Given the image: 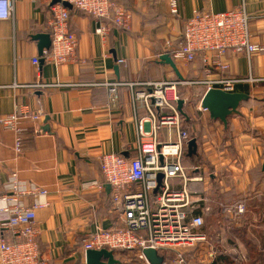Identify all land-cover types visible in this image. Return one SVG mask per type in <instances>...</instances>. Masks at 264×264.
<instances>
[{
	"label": "crops",
	"instance_id": "crops-1",
	"mask_svg": "<svg viewBox=\"0 0 264 264\" xmlns=\"http://www.w3.org/2000/svg\"><path fill=\"white\" fill-rule=\"evenodd\" d=\"M119 1L132 11V30L114 29L106 38L96 34L98 25L92 17L70 10V29L79 38L78 60L61 66L44 61L51 47L41 54L40 41L35 40L39 34L49 35L51 13L45 4L17 0L14 18L0 20V118L22 107L41 112L39 124L50 127L49 133L37 132L38 123L32 118L20 119V153L15 150L13 131L0 127V195L8 193L6 185L13 173L28 186L49 192L50 206L37 213L43 264H86L82 241L120 223L110 187L84 189L83 184L104 182L101 156L136 155V120L147 111L144 103L133 100L141 87L120 86L112 100L106 83L179 80L160 57L176 44L183 22L197 11L222 13L244 5L251 16L254 42L264 46V0H177V18L171 15L169 0ZM34 59H39L38 65ZM203 59L198 66L177 64L184 80L207 78ZM223 62L230 70L222 77L252 76L258 82L253 87L236 85L234 93L250 99L228 118L227 125L198 110L206 89L194 101L182 99L188 116H182L183 127L197 142L196 153L189 155L187 147L185 164L200 168L194 176L205 177L204 183L193 188L204 198L196 213L205 218L207 242L203 247L210 263L217 256L249 261L246 246L235 235L238 231H245L253 242L258 251L253 260L258 262L264 260V51L251 59L230 52ZM245 195L249 197L247 215L233 222L222 206ZM116 258L122 264L130 263Z\"/></svg>",
	"mask_w": 264,
	"mask_h": 264
},
{
	"label": "built area",
	"instance_id": "built-area-1",
	"mask_svg": "<svg viewBox=\"0 0 264 264\" xmlns=\"http://www.w3.org/2000/svg\"><path fill=\"white\" fill-rule=\"evenodd\" d=\"M33 1L49 6L51 13V49L44 55V61L56 66L77 62L79 38L70 29L69 9L62 3L52 5L53 0ZM16 2L0 0V20L14 18ZM61 2H67L92 16L98 25L96 34L102 37L106 38L114 29L123 32L132 30V11L119 0ZM169 5L171 14L179 17L178 1L169 0ZM250 19L243 5L222 13L197 11L186 20L184 45L174 53L172 59L176 64L189 66L197 53L206 54L203 59L207 74L205 80L105 84L110 89L112 100L116 99L120 86L141 87L135 92L133 100L145 104L147 115L136 120V155L101 156L100 169L104 182L83 184L84 189L98 190L108 185L112 202L120 213L118 226L97 230L82 241L84 253L103 249L127 252L148 264L143 251L153 249L172 255L163 264H191L185 250L207 242L203 232L205 218L196 213L204 198L193 188L194 184L204 183L205 177L194 176L193 173L199 172L200 168H188L185 164L187 147L194 137L183 127V117L178 110V101L181 100L178 88L201 85L206 91L215 88L234 93L237 84L245 83L251 87L257 84L258 80L252 76L228 79L220 75L230 70L229 64L223 62L228 51L246 55L248 59L264 51V46L254 42ZM118 63L127 64L125 60ZM33 64L38 65L39 59H34ZM214 74L217 75L215 78L212 77ZM198 110L208 113L202 109L201 102ZM27 117L38 124L43 119L41 112L31 113L22 107L0 118V127L15 134V150L18 153L21 152L23 135L17 123ZM6 186L8 193L0 195V264H43L37 213L50 206L49 192L28 186L16 173L10 176ZM26 200H31V203ZM248 205L249 197L245 195L230 205L222 206V211L233 222H238L245 219Z\"/></svg>",
	"mask_w": 264,
	"mask_h": 264
},
{
	"label": "water",
	"instance_id": "water-1",
	"mask_svg": "<svg viewBox=\"0 0 264 264\" xmlns=\"http://www.w3.org/2000/svg\"><path fill=\"white\" fill-rule=\"evenodd\" d=\"M62 3L67 9H73V6L67 2H61V0H53L52 5ZM35 40L40 41V52L43 53L44 49H49L51 47V38L48 34H39L35 36ZM160 61L163 64L170 66L179 80H183V76L180 73L176 62L168 54H163L160 57ZM250 99L249 95L239 94V93H228L221 89H210L205 92L202 97L201 104L202 109L206 110L210 118L214 121H220L224 125H227L228 118L238 114L241 104L248 102ZM185 101H178V110L181 115L188 119L187 114L184 111ZM47 119L45 123H47ZM37 132L49 133L50 127L45 124L36 125ZM189 155L196 153L197 142L195 139L191 140L188 144ZM264 170V162H263ZM161 181V178L159 179ZM143 255L148 264H163L167 257H172V255H167L165 252H158L153 249H146L143 251ZM86 264H122L116 258L115 252L103 249L100 251H87L85 253Z\"/></svg>",
	"mask_w": 264,
	"mask_h": 264
},
{
	"label": "trees",
	"instance_id": "trees-1",
	"mask_svg": "<svg viewBox=\"0 0 264 264\" xmlns=\"http://www.w3.org/2000/svg\"><path fill=\"white\" fill-rule=\"evenodd\" d=\"M119 3H120V1H119ZM45 7L49 8V6H47V5ZM73 9L76 10L78 13H80L82 15H87L84 12H81V11L75 9V8H73ZM69 11H70V9H69ZM87 16H90V15H87ZM90 17H92V16H90ZM172 17L173 18H177L176 16H173V15H172ZM185 23H186V21H184L183 24H182V36L177 38L176 40H174V42L176 44L171 46V47H169V49L167 50V54L170 55V57H172V58H173L174 53L176 51H178L181 48V46L184 45V42H185V40H184ZM230 52L231 51H228L227 54L230 53ZM203 57H204V53H201V52L197 53L196 56H195L194 61L191 62L190 66L192 67L193 65L198 66L197 64H199V65L202 64ZM224 59H225V56L223 57V60ZM193 79H195V78H190V80H193ZM199 86H201V85L194 86V89H200V88H197ZM201 88L205 90L204 86H201ZM184 92H185L184 90H179V97L181 99H184L185 96H186V94ZM245 103H247V102H244L243 104H245ZM257 104H261V102H257ZM259 113L258 112L256 113L257 117H259L261 115ZM186 157H187V154H186ZM235 235H236L237 238H240L241 241L246 246V249H247V251L249 253V257H250V260H249L250 262L248 261L249 264H264V260L263 261H258V262L254 261L255 258L258 257V251H257L256 247L254 246L253 242L250 241L248 238H246L245 231L244 232H241V231L235 232ZM81 245H82V243H81ZM39 248H40V244H39ZM119 252H121V251H119ZM129 262H130L129 264H144L143 262L137 260L135 258V256H133V258ZM232 263H233L232 260H230L227 257H223V256L222 257L221 256H219V257L217 256L211 262V264H232Z\"/></svg>",
	"mask_w": 264,
	"mask_h": 264
},
{
	"label": "rangeland",
	"instance_id": "rangeland-1",
	"mask_svg": "<svg viewBox=\"0 0 264 264\" xmlns=\"http://www.w3.org/2000/svg\"><path fill=\"white\" fill-rule=\"evenodd\" d=\"M197 88L200 89H194V86H181L180 88H178V94H179V90H184L185 91L184 93L186 94L185 98H187L188 101H194L197 99V96H201L205 91L204 89L201 88V86ZM255 123L259 124L261 123V120H257ZM259 128L261 129V126ZM262 137H264V135ZM261 142H264V139L263 140L261 139ZM206 252L207 249H205L203 247V243H201L193 248L186 249L185 256L190 261L191 264H209L210 259L206 257ZM115 255L118 256L119 259L124 261H130L133 258V256H135L133 254L126 252H116ZM249 262L246 261L245 259L243 261L234 260L232 264H249Z\"/></svg>",
	"mask_w": 264,
	"mask_h": 264
}]
</instances>
